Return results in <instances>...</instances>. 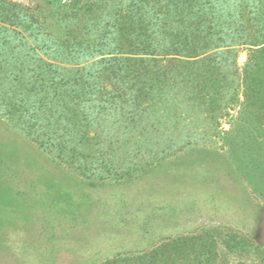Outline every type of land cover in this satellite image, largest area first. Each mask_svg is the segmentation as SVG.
<instances>
[{"label": "trees", "instance_id": "obj_1", "mask_svg": "<svg viewBox=\"0 0 264 264\" xmlns=\"http://www.w3.org/2000/svg\"><path fill=\"white\" fill-rule=\"evenodd\" d=\"M235 104L247 126L234 162L255 158L264 204V0H0V117L87 180L98 167L114 182L136 173L125 156L96 161L112 154L111 132L154 150L158 134L208 131ZM237 237L208 230L103 264H264Z\"/></svg>", "mask_w": 264, "mask_h": 264}, {"label": "rangeland", "instance_id": "obj_2", "mask_svg": "<svg viewBox=\"0 0 264 264\" xmlns=\"http://www.w3.org/2000/svg\"><path fill=\"white\" fill-rule=\"evenodd\" d=\"M8 1L29 9L39 5ZM235 51L242 67L251 50ZM222 114L208 131L199 125L171 138L158 134L162 145L149 151L137 137L111 132L112 154H96V161L125 156L136 172L117 182L105 179L100 167L87 180L0 117V264H103L208 230L234 232L255 252H264L259 229L264 204L252 186L255 158L240 155L235 163L232 154L247 124L237 104ZM252 259L222 254L219 264Z\"/></svg>", "mask_w": 264, "mask_h": 264}, {"label": "water", "instance_id": "obj_3", "mask_svg": "<svg viewBox=\"0 0 264 264\" xmlns=\"http://www.w3.org/2000/svg\"><path fill=\"white\" fill-rule=\"evenodd\" d=\"M259 229L261 231V236H262L261 242L264 243V217L260 222Z\"/></svg>", "mask_w": 264, "mask_h": 264}]
</instances>
